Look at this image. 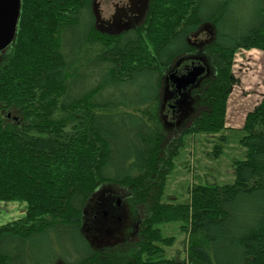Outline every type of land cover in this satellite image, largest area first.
Instances as JSON below:
<instances>
[{
    "label": "trees",
    "instance_id": "16d2710c",
    "mask_svg": "<svg viewBox=\"0 0 264 264\" xmlns=\"http://www.w3.org/2000/svg\"><path fill=\"white\" fill-rule=\"evenodd\" d=\"M145 19L110 38L92 0H23L16 40L0 53V202L26 210L0 227V264H264V98L240 130L247 156L235 184L161 200L183 138L228 130L235 55L264 52V0H151ZM203 29L215 78L174 139L160 119L162 87ZM101 184L131 187L134 205L156 199L135 245L90 244L83 214ZM167 225L187 236L186 260L167 256Z\"/></svg>",
    "mask_w": 264,
    "mask_h": 264
},
{
    "label": "rangeland",
    "instance_id": "374dc122",
    "mask_svg": "<svg viewBox=\"0 0 264 264\" xmlns=\"http://www.w3.org/2000/svg\"><path fill=\"white\" fill-rule=\"evenodd\" d=\"M141 2L142 0H92L99 20V34L111 38L126 29L140 28L146 20L144 19V17L146 18L144 12L141 18L138 14L141 10ZM145 2L147 3L145 9L148 10L151 0H143V3ZM200 33L198 38L190 40L191 43L212 39L208 29H203ZM7 51L2 52V54ZM186 64L184 63L183 66ZM233 76L235 83L230 94L229 107H231V112L228 118V127L234 130L228 129L219 135L206 133L186 135L183 138V145L173 160V169L167 176L162 202L188 203V192L191 187L196 185L217 184L223 187L235 184V161L245 160L247 156L246 149L240 143L244 133L238 129L241 128L245 115L257 107L264 98V52L259 50H240L237 52L233 64ZM19 111L21 110L10 109L7 113L11 114L12 117H17L20 115ZM191 123L185 125L183 129L190 128ZM180 133L181 130L180 132H171V137L178 139ZM220 136L224 137V141L220 139ZM217 144L222 147L218 154H216L215 148ZM163 150V154L167 155L169 146ZM105 185H99L91 197L93 198ZM156 193L157 191L154 189L153 196ZM155 200L153 197L149 200V204L146 202L138 205L137 211L138 214L141 213L143 220L150 215L151 203H154ZM88 207L86 211H88ZM25 210L26 204L24 203L0 202V227L23 217ZM162 229L166 236L176 237V243L167 248V256L186 260L187 236L175 225H167ZM138 241H141L140 238H133L129 244L135 245ZM121 248L122 246H117L115 250Z\"/></svg>",
    "mask_w": 264,
    "mask_h": 264
},
{
    "label": "flooded vegetation",
    "instance_id": "af4514ba",
    "mask_svg": "<svg viewBox=\"0 0 264 264\" xmlns=\"http://www.w3.org/2000/svg\"><path fill=\"white\" fill-rule=\"evenodd\" d=\"M141 4V10L138 13L140 18L143 12L146 16L148 11L145 9L147 3H143L142 0ZM198 37L195 35V39ZM211 42L209 39L193 43L191 46L195 51L180 60L172 68V72L166 73L168 76L162 87L160 119L170 131L179 132L185 125L190 124L201 111V106L195 104V99L199 97L197 93L215 78L216 73L205 51ZM184 63L187 64L183 66ZM192 66L202 68V73L196 83L186 90L187 100L184 101V96L178 95L177 90L172 87L169 75L171 73L181 74ZM7 117L14 118L19 123L18 117H12L8 113ZM132 198L130 187L105 185L93 198L89 199V209L88 211L85 209L83 214V230L90 244L98 252L113 251L117 246L126 247L133 238H140L141 227L145 219L143 220L141 213L138 214V205L133 204Z\"/></svg>",
    "mask_w": 264,
    "mask_h": 264
},
{
    "label": "water",
    "instance_id": "95a60500",
    "mask_svg": "<svg viewBox=\"0 0 264 264\" xmlns=\"http://www.w3.org/2000/svg\"><path fill=\"white\" fill-rule=\"evenodd\" d=\"M21 14L22 0H0V53L6 51L15 42ZM201 73L202 68L192 66L181 74H171L169 80L178 95L182 94L183 100L186 101V90L196 83Z\"/></svg>",
    "mask_w": 264,
    "mask_h": 264
},
{
    "label": "crops",
    "instance_id": "0c3cea01",
    "mask_svg": "<svg viewBox=\"0 0 264 264\" xmlns=\"http://www.w3.org/2000/svg\"><path fill=\"white\" fill-rule=\"evenodd\" d=\"M230 96H231V95H230ZM229 102H230V97H229V101H228V112H227V117H226V126H227V129H230V127H228V126H229L228 118L230 117V112H231V107H229ZM260 102H261V101H260ZM255 108H256V107H255ZM255 108H254V109H255ZM254 109H252L251 111H253ZM251 111H250V112H251ZM248 113H249V112H248ZM248 113H247V114H248ZM247 114L245 115L246 117H247ZM246 117H245L244 120H243V123H242L241 128L238 129L239 131L244 127ZM230 130H234V129H230Z\"/></svg>",
    "mask_w": 264,
    "mask_h": 264
}]
</instances>
